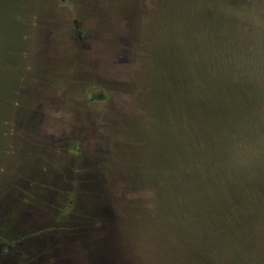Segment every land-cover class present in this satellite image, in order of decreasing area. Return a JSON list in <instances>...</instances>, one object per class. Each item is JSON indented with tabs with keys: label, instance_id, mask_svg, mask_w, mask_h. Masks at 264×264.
Returning a JSON list of instances; mask_svg holds the SVG:
<instances>
[{
	"label": "rangeland",
	"instance_id": "1",
	"mask_svg": "<svg viewBox=\"0 0 264 264\" xmlns=\"http://www.w3.org/2000/svg\"><path fill=\"white\" fill-rule=\"evenodd\" d=\"M263 207L264 0H0V264H264Z\"/></svg>",
	"mask_w": 264,
	"mask_h": 264
},
{
	"label": "trees",
	"instance_id": "2",
	"mask_svg": "<svg viewBox=\"0 0 264 264\" xmlns=\"http://www.w3.org/2000/svg\"><path fill=\"white\" fill-rule=\"evenodd\" d=\"M223 100L224 99H221L220 101L223 102ZM230 105H232V104H230ZM257 106L261 107L262 105L257 104ZM237 111H238V113H233V114H230L227 116L225 115L223 117L225 119L219 123V124H221L220 127H219V124H217V125L215 124L213 127H210V129L207 130L209 135L215 137L218 140H224V139L229 140V139H233L236 137H244V134L240 133V132H242L241 131L242 129H239V127L241 125V122L244 121V119H245L244 118L245 113H242L239 110H237ZM206 146H208V144ZM197 149H199L200 152H195V156H192V160L193 161L197 160V163L195 165L198 167L195 168V170H196L195 178L198 180V181H196V184L200 185L203 182H205L204 178H205V174L208 172V169H206L204 167V162H203V160L206 161V159H207L204 155L205 152L201 151V148L199 146H197ZM186 157L187 156H185V158ZM188 159L189 158L187 157L186 160L188 161ZM186 160H185V168H184L185 172L189 171L191 169V167L193 166V161H191L190 163L187 164ZM208 161H206V162L209 163V165L211 167V165H213V164L210 163V161L209 162ZM232 176H234L235 180H236V178L239 180V177H237L235 174L234 175L232 174ZM237 188H238L239 192L242 194V196H244L243 200H241L242 201L241 203H236V204L233 203L234 199H233L231 193L229 192L228 186H226V188L225 187L222 188V192L219 194V199L221 202L219 204V207H220V209H222L223 207H226L229 209V216H230L229 217L230 218V225L229 226L233 227L234 230H238L239 227L249 224V223H247V220H249L251 217H253V216H251V212L256 210V202H251V198L255 197L253 195L254 194L253 191L247 190L243 186L242 182H241V184L238 183ZM173 189L174 188H172V190ZM199 200L201 201V199H199ZM217 214H219V212Z\"/></svg>",
	"mask_w": 264,
	"mask_h": 264
}]
</instances>
